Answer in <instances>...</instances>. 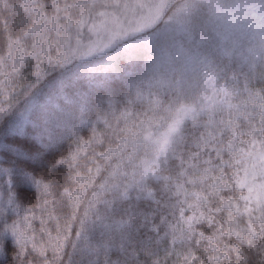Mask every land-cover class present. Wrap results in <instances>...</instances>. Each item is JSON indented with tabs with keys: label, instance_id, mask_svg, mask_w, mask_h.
<instances>
[{
	"label": "snow or ice",
	"instance_id": "snow-or-ice-1",
	"mask_svg": "<svg viewBox=\"0 0 264 264\" xmlns=\"http://www.w3.org/2000/svg\"><path fill=\"white\" fill-rule=\"evenodd\" d=\"M196 9L0 0V260L264 264V54Z\"/></svg>",
	"mask_w": 264,
	"mask_h": 264
},
{
	"label": "rangeland",
	"instance_id": "rangeland-1",
	"mask_svg": "<svg viewBox=\"0 0 264 264\" xmlns=\"http://www.w3.org/2000/svg\"><path fill=\"white\" fill-rule=\"evenodd\" d=\"M197 4L195 19L205 36L219 38L229 48H235L234 59L248 55L254 49L264 54V20L260 11L253 13L250 6L261 0H194ZM219 3V10L210 7Z\"/></svg>",
	"mask_w": 264,
	"mask_h": 264
},
{
	"label": "trees",
	"instance_id": "trees-1",
	"mask_svg": "<svg viewBox=\"0 0 264 264\" xmlns=\"http://www.w3.org/2000/svg\"><path fill=\"white\" fill-rule=\"evenodd\" d=\"M39 225H38V221H37V227H38ZM11 256H12V252H11V250L9 249V251H8V260L7 261H2V260H0V264H10V262H11ZM115 258V257H114Z\"/></svg>",
	"mask_w": 264,
	"mask_h": 264
}]
</instances>
